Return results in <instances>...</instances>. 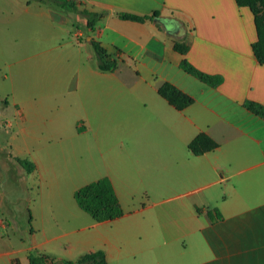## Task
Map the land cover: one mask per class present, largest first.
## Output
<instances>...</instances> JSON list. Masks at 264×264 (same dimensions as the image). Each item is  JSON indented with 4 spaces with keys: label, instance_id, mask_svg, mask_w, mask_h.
<instances>
[{
    "label": "crops",
    "instance_id": "crops-1",
    "mask_svg": "<svg viewBox=\"0 0 264 264\" xmlns=\"http://www.w3.org/2000/svg\"><path fill=\"white\" fill-rule=\"evenodd\" d=\"M68 1L100 17L93 30L70 26L69 39L57 36L18 66L27 81L7 123L18 138L13 156L34 165L23 173L37 198H49L63 160L78 169L73 195L106 178L123 215L95 222L78 208L39 240L35 231L18 235L0 193V264H28L30 251L57 264L97 251L104 264H264V120L243 105L264 107L250 10L234 0ZM0 14L11 27L26 16L53 31L68 24L38 0H0ZM119 14L156 16L138 23ZM91 40L123 66V77L90 67ZM176 42L188 46L185 55L173 50ZM181 60L222 84L199 82ZM163 83L193 103L177 110L159 96ZM199 135L215 148L195 156L188 146ZM43 207L32 209L41 224Z\"/></svg>",
    "mask_w": 264,
    "mask_h": 264
},
{
    "label": "rangeland",
    "instance_id": "rangeland-1",
    "mask_svg": "<svg viewBox=\"0 0 264 264\" xmlns=\"http://www.w3.org/2000/svg\"><path fill=\"white\" fill-rule=\"evenodd\" d=\"M25 1L29 2L30 0ZM46 4L54 12H57V15L62 13L64 15L62 16L63 21H68V24L61 28L58 27L57 31H53L52 27L48 28V25L41 20L26 16L24 22L19 26L11 27L13 25V22L10 21L11 18L0 14V193L6 196L5 201L8 203L9 211L17 224L18 235H26V233L32 235L35 231L39 240L48 237L50 225L52 226L51 230H53L51 232H54L56 222L63 224V221H60L61 217H67L69 213L73 214L74 210H78L73 199L75 186L71 180L78 169L75 166L66 167L64 161L61 160V165L54 167L56 181L53 182L47 200H44L41 194L42 198H37L36 193L27 187L28 176L23 173V169L15 162L13 156L17 155L15 147L18 145V138L15 135V129L7 126L8 121H12L15 114L16 109L11 103L15 101L18 95V84H20L21 79H23L21 86L27 81L24 76H19L20 72L23 73L24 70H19L18 66H25L24 60L27 56H32L37 49L49 47L55 40L57 41V36H60L64 42L69 39L70 26H73L72 31H84L86 24L85 18L80 13L63 11L51 2H46ZM256 8L258 18L262 23L263 12L260 3L256 4ZM4 18L5 21H3ZM52 32L58 35H53ZM90 65L92 69L97 70L95 57L90 61ZM117 69V72H120V77H123V66H117ZM28 81L31 82L30 79ZM17 157L27 159L24 154ZM40 203L45 210V221L42 224L37 219L40 214L33 213L32 210L37 211ZM31 210L32 217L35 215L34 217L37 219L35 226L32 224Z\"/></svg>",
    "mask_w": 264,
    "mask_h": 264
},
{
    "label": "trees",
    "instance_id": "trees-1",
    "mask_svg": "<svg viewBox=\"0 0 264 264\" xmlns=\"http://www.w3.org/2000/svg\"><path fill=\"white\" fill-rule=\"evenodd\" d=\"M42 3L51 2L58 8L67 12H78L86 22V28L93 30L94 24L100 16L92 14L84 10L80 11L73 3L68 0H38ZM238 7H246L250 10L255 24L257 40L252 44V51L254 57L260 65H264V0H234ZM260 3L263 12V22L258 18V10L256 4ZM154 14L152 17H155ZM121 20L142 23L152 17H137L129 14H119ZM90 45L94 51L97 60V69L103 73H113L117 69V62L111 55L100 47V45L91 40ZM173 50L180 54L185 55L188 51V46L184 43H174ZM179 68L189 76L205 84L210 88L219 87L223 79L221 76L208 75L192 66L188 61L181 60ZM158 94L170 105L174 106L177 110H183L193 103L191 97L185 95L180 90L175 88L169 83H163L158 89ZM244 108L254 115L264 120V107L260 104L253 102H245ZM189 150L195 156L202 155L215 148V145L205 135H199L188 146ZM15 162L23 169L26 174H31L35 167L25 159L15 158ZM73 199L77 207L92 218L95 222H106L116 220L123 215V211L119 201L114 193L111 183L106 178H101L95 182L87 184L78 189ZM30 222V221H29ZM105 258L102 251L85 254L75 261H63L62 264H104ZM15 264H18L17 262ZM28 264H57V262L38 251H30L28 253Z\"/></svg>",
    "mask_w": 264,
    "mask_h": 264
}]
</instances>
